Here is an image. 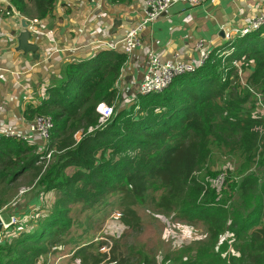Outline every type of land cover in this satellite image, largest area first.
Returning <instances> with one entry per match:
<instances>
[{"label": "trees", "instance_id": "trees-1", "mask_svg": "<svg viewBox=\"0 0 264 264\" xmlns=\"http://www.w3.org/2000/svg\"><path fill=\"white\" fill-rule=\"evenodd\" d=\"M7 1L25 17L30 8L37 19L55 18L56 0ZM126 60L105 48L66 61L21 111L26 120L50 117L43 142L0 133V208L8 186L47 154L39 182L59 192L36 224L19 226L18 234V224L2 229L0 264H44L73 225L70 207H99L108 197L130 227L140 223L134 207L146 202L169 220L202 223L205 241L168 264H264V26L223 40L201 65L120 107L115 83ZM99 103L112 110L103 122ZM85 223H93L88 215ZM76 240L68 239L75 263L147 264L137 251L131 261L112 246L101 253Z\"/></svg>", "mask_w": 264, "mask_h": 264}, {"label": "crops", "instance_id": "crops-1", "mask_svg": "<svg viewBox=\"0 0 264 264\" xmlns=\"http://www.w3.org/2000/svg\"><path fill=\"white\" fill-rule=\"evenodd\" d=\"M0 9L9 12L0 11V133H26L23 106L37 101L66 61L85 59L99 49L122 51L123 38L135 29L140 44L126 53L115 83L122 107L138 90L148 53L161 61L194 64L199 42L210 51L223 42L221 31L233 32L264 11V0H203L195 6L177 2L144 24V0H56L53 20L37 19L30 8L25 17L7 0L0 1ZM21 30L35 47L33 53L16 50ZM27 204L38 207L34 198Z\"/></svg>", "mask_w": 264, "mask_h": 264}, {"label": "rangeland", "instance_id": "rangeland-1", "mask_svg": "<svg viewBox=\"0 0 264 264\" xmlns=\"http://www.w3.org/2000/svg\"><path fill=\"white\" fill-rule=\"evenodd\" d=\"M5 133L3 134L5 135ZM75 137L78 136L75 135ZM30 139L37 141V137ZM30 155H33V152L26 156ZM48 158L49 156L46 155L44 163H40V158L39 161H34L33 167L27 169L6 190L8 193L4 198L9 200L1 206L0 217L4 222H8L10 217L14 218L12 224H18L14 228L15 232L13 233L15 234H18L19 226L22 228L27 223L31 226L36 224L42 218L45 209L53 210L55 207L59 192L50 191L46 183L39 182L43 172L42 167L47 163ZM200 174L197 173V175ZM32 198L37 201L36 206L38 207L35 210L28 207L27 204ZM106 202V205L99 207L93 204L88 209L83 208L81 203L72 205L67 214L69 213L68 216L73 220V225L67 233L57 236V244L50 247L46 255L43 256L44 264L75 263L71 260L74 244L68 242L70 237L71 239L76 237V243L78 239L86 244L90 243L91 250L97 251L100 248L99 252L101 253L103 251L107 253L109 247L112 246L114 247L113 254H117V258L126 255L130 257L131 261L135 259L129 253L137 251L141 257L146 255L147 264L172 263L176 257L177 259L184 258L189 247L193 250L195 242L205 241L204 227L198 220L191 223L178 219L169 220L163 214L153 210L150 203L146 202L145 206L134 207L140 223L138 227H130L119 221L121 215L115 198L108 197ZM86 215L91 218L92 224L85 223ZM100 242L103 245L100 246ZM106 260L107 257L101 259L100 264H104ZM35 264L41 263L36 262Z\"/></svg>", "mask_w": 264, "mask_h": 264}, {"label": "built area", "instance_id": "built-area-1", "mask_svg": "<svg viewBox=\"0 0 264 264\" xmlns=\"http://www.w3.org/2000/svg\"><path fill=\"white\" fill-rule=\"evenodd\" d=\"M1 1V0H0ZM203 0H144V19L142 24L153 20L159 13L165 11L169 6L174 3L181 2L188 6L199 5ZM264 26V11L254 14L250 19L241 27L235 28L233 32L223 31V39L231 40L236 36L244 35L252 30H256ZM140 44L135 29L126 33L123 38L121 50L128 53L134 50ZM110 48H114L109 46ZM198 58L194 64L186 62H173L164 60L161 61L154 53L147 54L148 66L142 75L141 82L138 86L137 92L146 94L150 92L160 91L165 88L176 75L184 72L191 71L195 66L201 65L207 57L208 51L202 48L201 43L197 44ZM96 110L99 112V121H105L112 113L111 107L104 103L96 105ZM52 127V121L49 116H36L27 123L26 133H20L16 130L6 131L5 135H15L22 138L37 137L42 142L48 137L49 130ZM47 156H49L47 154ZM1 219V217H0ZM2 221V220H1ZM14 222V218L10 217L8 222L2 221L3 229L8 227ZM76 264V263H70Z\"/></svg>", "mask_w": 264, "mask_h": 264}, {"label": "water", "instance_id": "water-1", "mask_svg": "<svg viewBox=\"0 0 264 264\" xmlns=\"http://www.w3.org/2000/svg\"><path fill=\"white\" fill-rule=\"evenodd\" d=\"M21 25L24 27L25 26V23L23 20L20 21ZM26 27V26H25ZM220 36L222 37L223 36V31L220 32ZM28 39V34L25 30H21L19 31L18 35H17V38H16V50L17 51H22L23 54L27 53V52H31L33 53L34 52V49L32 48H35L33 47L31 44L29 45L26 41ZM40 142V141H38ZM3 227H2V221L0 219V232L2 231Z\"/></svg>", "mask_w": 264, "mask_h": 264}]
</instances>
